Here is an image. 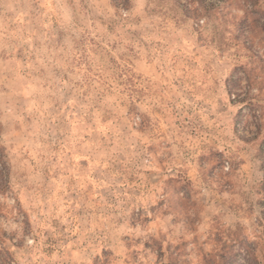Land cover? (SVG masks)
I'll return each instance as SVG.
<instances>
[{"label":"rangeland","instance_id":"1","mask_svg":"<svg viewBox=\"0 0 264 264\" xmlns=\"http://www.w3.org/2000/svg\"><path fill=\"white\" fill-rule=\"evenodd\" d=\"M0 264H264V0H0Z\"/></svg>","mask_w":264,"mask_h":264}]
</instances>
